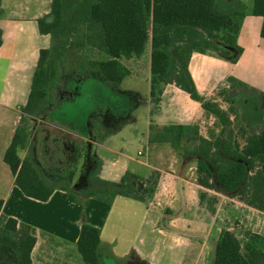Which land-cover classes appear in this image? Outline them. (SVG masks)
I'll return each mask as SVG.
<instances>
[{
    "label": "crops",
    "instance_id": "0c3cea01",
    "mask_svg": "<svg viewBox=\"0 0 264 264\" xmlns=\"http://www.w3.org/2000/svg\"><path fill=\"white\" fill-rule=\"evenodd\" d=\"M254 1L217 0L222 11L246 12L237 35L242 50L233 49L237 61L194 52L189 62V70L200 94L216 98L227 110L230 104L220 94L226 90L241 121L251 132L264 127L261 106L264 92V36L261 30L264 18L253 14ZM51 4L52 0H1L0 5V201L5 217H13L32 227L36 236L32 264H83L77 242L84 223L100 228L99 253L105 264H214L217 241L223 230L234 231L239 238L242 230L263 234L264 210L250 206L238 197L204 187L198 181L197 157L179 154L170 142L151 141L152 127L156 131L170 125H198L200 135L215 139L222 125L200 101L174 83L165 84L160 101H154L149 43L143 53L148 52L150 56L144 73L136 63L141 60V55L122 59L130 74L120 84L107 83L97 74L100 88L109 93L103 102L106 103V112L113 115L112 120L120 115L118 100H129L128 114L122 122L110 124L109 128L103 122L92 125L89 117L93 114L94 100H89L90 96L87 99L84 94L81 101L87 106L84 111L80 110L77 98L68 100L69 106H66L67 100H62L61 105L52 110L83 121L77 123L79 127L70 128L69 124L60 122H39L37 127V123L34 124L28 148L34 141L35 146L44 144L47 130L74 137L84 142L86 148L73 173L70 189L57 188L47 201L23 192L4 155L28 102L40 51L52 44L51 35L41 33L38 24V19L50 12ZM135 75L149 81L148 94L144 97L133 82ZM127 82L129 84L124 85ZM139 98L143 99L142 103L137 102ZM133 103L146 111L140 114L135 110L133 115L130 110ZM47 124L52 127L47 128ZM127 130L131 132L129 139L126 138ZM122 141L128 142V147L131 141L147 145L145 152L138 151V155L145 157L120 151ZM28 148L20 151L22 158L30 154ZM43 148L44 145L32 154L34 161L40 164L43 163ZM94 162L97 163L98 177L102 179L119 183L128 175L132 180L147 181L148 186L154 178V190L145 199L122 194L117 195L112 203L96 199L84 192L91 183ZM40 168L46 174V167ZM49 175L46 176L51 177ZM201 192L217 194L214 210L210 209L206 199H201ZM5 259L19 263L12 250L0 247V260Z\"/></svg>",
    "mask_w": 264,
    "mask_h": 264
},
{
    "label": "trees",
    "instance_id": "16d2710c",
    "mask_svg": "<svg viewBox=\"0 0 264 264\" xmlns=\"http://www.w3.org/2000/svg\"><path fill=\"white\" fill-rule=\"evenodd\" d=\"M253 14L264 18V0L254 1ZM245 15L244 11L220 10L217 0H52L50 12L38 19L41 33L50 34L52 44L40 51L28 102L4 155L16 184L26 195L42 201H47L57 188H71L72 182L67 178L71 177L85 152L84 142L47 130L44 146L48 152L54 148L57 156L43 151L51 155L44 160L46 174L31 153L24 158L20 156V151L31 143V128L24 122L29 116H44L45 107L60 86L61 66L66 63L70 48L92 44L105 53L104 59H89L87 65L105 82L117 85L130 74L122 59L143 55L150 43L154 101H160L165 84L174 83L200 101L222 125L215 139L200 135L198 125H170L156 131L152 127L151 141L170 142L175 148L181 141H195L198 145L185 154L197 157L199 183L264 210V127L256 132L249 131L226 90L220 94L230 104L227 110L216 98L200 94L189 70L194 52L237 61L233 49L242 50L237 35ZM261 33L264 36V23ZM73 81L74 85L79 79ZM261 98L264 109V92ZM54 114L51 111L44 118L50 123L69 124L70 128L78 123V118L67 120V116L58 113L67 120L61 122ZM235 123L239 125L238 129ZM67 169L69 172L64 173ZM97 172L98 168L92 173L91 183L84 192L107 203H112L119 194L145 199L153 192L156 182L154 179L151 186H146L147 181L132 180L126 175L117 183L98 177ZM49 174L51 177L46 176ZM52 177L68 181L55 183ZM205 197L206 193L201 192V199L205 200ZM209 207L214 210L213 204ZM100 234L99 227L89 223L82 225L77 246L83 264H105L99 253ZM35 243L32 227L13 217H5L0 201V247L12 250L18 264H32ZM0 264L17 263L5 259L0 260ZM214 264H264V234L250 232L243 240L234 231L223 230L217 241Z\"/></svg>",
    "mask_w": 264,
    "mask_h": 264
},
{
    "label": "rangeland",
    "instance_id": "374dc122",
    "mask_svg": "<svg viewBox=\"0 0 264 264\" xmlns=\"http://www.w3.org/2000/svg\"><path fill=\"white\" fill-rule=\"evenodd\" d=\"M76 38H74L75 40ZM150 44V43H149ZM150 47V46H149ZM71 50L68 52V59L65 61L66 63L64 65H62V72L63 75H61V82H60V86L57 87V91L55 93V95H53L51 97L50 103L45 107V114L44 116L47 118L48 115L50 114V112L57 106L61 105L62 100L68 104H66V106H69V102L71 99L77 98L75 99L76 101L79 100L78 103L79 104V108L81 111H84L85 108L87 106L82 105V97L83 95H87V99L90 96L89 100H94L93 101V105H92V110L93 114L91 115V117H89L90 122L92 125H95L96 123H104V124H108L107 128H109L111 125H115L119 122H122V120H124V116L126 113V111L128 110V108L130 107L129 104V100L128 102L125 100H118V110L120 112V115H117L115 119L112 120V116L110 115L108 112H106V103L103 102V100L105 101V99L108 97L109 93L103 89L100 88V83L98 82V77L97 73H94L90 67L87 65V60L89 59H104L106 57V54L103 53L102 51H100L98 48L94 47L92 44H88L85 47H78L77 45H74L73 48H70ZM149 55L148 52L146 55H143L141 60L136 61L140 72L144 73L149 66ZM137 65H135L134 67H136ZM73 79H79L78 83H74V85L72 84L74 81ZM133 82H135L137 84V90L139 91V93L144 97L146 96V94H148V89H149V81L147 82L146 78L142 77V76H133L132 78ZM131 81V79H130ZM129 82L125 83L124 85H128ZM86 100V97L84 98V101ZM142 98H139V101L142 103ZM92 103V102H91ZM95 105V106H94ZM133 105L132 108L130 110H133V115L135 113V110H138L139 113L141 114L142 111H146L144 107H142L141 105L138 104H131ZM82 106V107H80ZM94 106V107H93ZM61 110V109H60ZM58 113H60V111L57 112V114L55 116V119L62 121H67V120H71L73 121V119H76V117L74 118L73 115L71 116H67V120L65 119V117H62L61 115H58ZM61 114L64 116L65 114L62 113ZM82 114L79 115V117ZM43 117H38V116H29V120H26L24 122V124L28 125L31 128V132L33 129V126L35 123L36 127L38 125L39 122H45L48 123V119ZM78 120V119H77ZM102 120V121H101ZM113 122V123H110ZM79 124L84 123L83 121H78ZM111 124V125H110ZM235 128L238 129V124L235 123ZM66 125V124H65ZM77 127H79V125H76ZM75 126V127H76ZM48 127H52L51 125L46 126ZM54 129V128H53ZM56 129V128H55ZM55 131V130H54ZM58 131V129H57ZM60 132V130H59ZM127 135V139L130 138L131 132L129 130H127L126 132ZM194 134V133H192ZM33 146L28 148V151L30 150L29 153L33 154L34 150H40V148L44 145L42 143H38L35 146V141L33 142ZM128 142L125 143V141H122L119 145V150L122 152H127L130 153L131 155H135L137 157H145L142 155H138V151L142 150L145 152V150H147V145L145 146L144 143H139V141L137 142H133L131 141L129 144V147L127 145ZM198 145V143L196 144L195 141H191V142H186L181 141L179 143L178 147H174L176 149V151H178L179 154H183L184 156H187L185 153L187 151H191L193 150L196 146ZM41 146V147H39ZM38 148V149H37ZM45 150L48 152V149H46V147L44 146L43 151L45 152ZM51 152H48L50 154H54L55 156H57V151L53 149L50 150ZM43 154L44 157H42V161L43 163L40 164L41 167H45L44 165V160L45 157H51V155ZM54 157V156H53ZM193 157V156H192ZM96 162H94L91 166V168L94 170L96 167ZM78 168V165L76 167V169ZM91 169V171H92ZM43 170V169H42ZM75 171V170H74ZM74 171H72V175L73 173H75ZM69 172V169L64 170V173ZM93 173V172H92ZM91 173V175H92ZM90 175V176H91ZM71 177L67 178L69 180H72ZM60 179L57 180V178H53L52 181L55 183H58ZM137 181H139L140 179H136ZM61 182H67L68 180H60ZM151 181V180H150ZM154 181V178H152V181ZM69 183V182H68ZM152 184H148V186H151ZM216 198H217V194H215V192H206V201L208 202V205H212L214 204V202H216ZM216 204V203H215ZM259 209V208H258ZM250 233V231H244L242 230V236L241 239L245 240L248 236V234ZM241 234V231H240ZM264 234V233H263Z\"/></svg>",
    "mask_w": 264,
    "mask_h": 264
}]
</instances>
